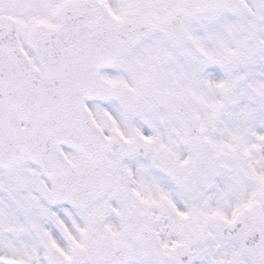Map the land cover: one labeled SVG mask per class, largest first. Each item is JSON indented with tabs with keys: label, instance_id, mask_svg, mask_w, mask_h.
Here are the masks:
<instances>
[{
	"label": "snow or ice",
	"instance_id": "snow-or-ice-1",
	"mask_svg": "<svg viewBox=\"0 0 264 264\" xmlns=\"http://www.w3.org/2000/svg\"><path fill=\"white\" fill-rule=\"evenodd\" d=\"M0 264H264V0H0Z\"/></svg>",
	"mask_w": 264,
	"mask_h": 264
}]
</instances>
